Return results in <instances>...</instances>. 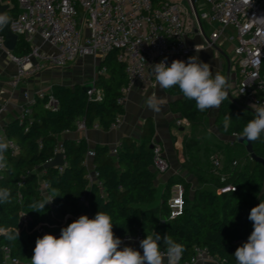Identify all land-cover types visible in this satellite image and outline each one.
Wrapping results in <instances>:
<instances>
[{
	"label": "trees",
	"instance_id": "trees-1",
	"mask_svg": "<svg viewBox=\"0 0 264 264\" xmlns=\"http://www.w3.org/2000/svg\"><path fill=\"white\" fill-rule=\"evenodd\" d=\"M10 4L9 17L19 14L18 0H4ZM160 0H154L158 6ZM30 46L20 37L15 57L30 54ZM103 69L106 72H103ZM129 80L125 65L118 60V51L110 52L100 63L95 88L103 90L101 102L88 95L83 85L56 84L51 92L59 103L58 111L46 108L48 99L39 100L30 116L19 118L4 127L5 137L20 146V153L6 152L8 167L0 171V188L11 190L10 202L0 204V264L5 262V249L12 258L31 262L37 238L52 234L59 238L61 229L81 215L93 218L98 211L112 217L114 235L122 240L141 235L142 239L154 231L162 237L167 233L185 247L181 263L190 261L195 248H205L221 264H236L234 253L253 231L248 219L250 211L264 199V165L249 154L234 169H223L220 175L211 174L208 188H198L190 196V186L181 179L170 178L162 203L156 205L158 173L154 170L155 124L148 119L138 143L130 137L121 140L116 156L108 146H97L92 159L96 177L89 170L88 153L92 151L86 139L66 138L65 133L77 131L76 123L83 120L87 129L98 124L108 132L126 108L119 100ZM167 93L175 98L171 104L193 127H199L210 111L200 112L195 101L183 98L178 87ZM232 117L228 131L223 129V117ZM254 118L249 110L236 105L229 98L223 101L216 127L227 137L239 136L248 121ZM66 149V167L47 168L46 161L55 157L57 147ZM239 143L229 144L231 148ZM254 153L264 160V134L252 142ZM235 160L232 161V164ZM223 177L225 180L223 181ZM206 181V182H207ZM55 197V209L46 203L42 188ZM182 183L186 189V209L180 218L170 221L168 201L171 188ZM226 187L235 192L219 193ZM19 236L8 241L7 233ZM162 243V241H161ZM163 250V245L161 244Z\"/></svg>",
	"mask_w": 264,
	"mask_h": 264
},
{
	"label": "built area",
	"instance_id": "built-area-1",
	"mask_svg": "<svg viewBox=\"0 0 264 264\" xmlns=\"http://www.w3.org/2000/svg\"><path fill=\"white\" fill-rule=\"evenodd\" d=\"M195 4L199 20L191 0H186V4L160 0L158 6L154 5V0H18L19 14L11 18V30L19 38L25 39L31 51L22 58L12 56L19 70L10 86L18 89L26 79L44 70L65 69L82 58L96 57L102 61L110 52L117 50L118 60L125 65L129 80L128 88L122 90L125 97L119 100V103L124 104L126 94L134 83L154 87L155 79L149 73L151 65L167 58L166 64L170 66L171 56L187 62L188 57L196 55L186 46L185 40L189 30L188 17L193 16L196 22L209 26V47H217L222 38L235 44L232 69L237 76L238 95L245 98L250 106L264 104V0H195ZM198 32L206 34L203 26L202 29L198 28ZM37 38L42 43L37 44ZM44 45L54 51L44 53ZM0 49L9 53L5 47V38L1 35ZM103 72L106 70L103 69ZM97 78L98 70L92 82L94 87L88 95L101 102L104 92L95 88ZM23 95L25 103L18 117L21 122L30 116L39 100L48 99L47 109L54 112L59 109V103L51 90H38L35 93L25 91ZM6 103L0 101V117L6 112ZM121 119L111 129L119 128ZM186 122L178 121L177 126L181 127ZM76 126V132L88 130L83 120H78ZM99 128L98 124L94 126V129ZM69 134L71 132L65 133ZM0 139L8 142V149L13 155L20 153V146L5 137V133L0 134ZM121 146L120 142L111 149V154L116 156ZM58 154L66 158V149L62 144L57 147L55 157ZM55 157L46 161V165ZM94 157L95 152L92 150L88 153L89 164ZM209 163L211 173L220 175L224 169L223 155L211 154ZM238 164V161H234L233 166L237 167ZM153 166L159 175H165L170 170L163 147L158 144L154 146ZM63 169L60 167V171ZM47 189L45 183L42 193L46 202L53 199L48 204L55 209V197ZM234 189L226 187L219 193L235 192ZM185 196V186L182 183L174 184L168 201L170 221L184 215ZM140 240L142 236L139 234L122 241L128 244ZM205 260L216 259L207 249L195 248V255L183 264H197ZM9 263L22 262L12 258L10 249L6 248L4 264Z\"/></svg>",
	"mask_w": 264,
	"mask_h": 264
},
{
	"label": "crops",
	"instance_id": "crops-1",
	"mask_svg": "<svg viewBox=\"0 0 264 264\" xmlns=\"http://www.w3.org/2000/svg\"><path fill=\"white\" fill-rule=\"evenodd\" d=\"M0 4L2 7H10V4L6 2H0ZM6 13L9 16V10ZM189 17V30L185 39L186 46L193 50L201 61L211 66L213 75L219 72L221 75L230 79L232 87L228 89L229 96H232L240 106L253 109L245 98L238 95L237 76L232 69L235 44L222 38L217 43V49L209 47L208 44L211 42L210 31L209 33L206 31L207 28L210 30L209 26L206 23L201 25L200 22H196L193 16V19L189 20ZM202 26L209 40L204 34L201 35L198 32V28L200 27L202 29ZM36 43H42L41 39L37 38ZM196 48L199 52L196 51ZM53 51L54 50L50 46H43L44 53ZM12 56L15 57L13 52L8 53L0 49V101L7 102L6 112L0 117V134H4V127L8 123L19 117L25 103L23 95L25 91L35 93L38 90H51L52 86L56 84H63L69 87L78 84L83 86L89 83L92 84V81L85 82V79L81 77L73 78L71 75L73 73L67 70L63 71L66 68H52L42 71L33 78L26 79L20 88L12 89L10 83L17 77L19 70V66L13 61ZM22 57L25 56H19V58ZM86 58H82L74 64V71L79 67L77 66L78 63L80 65L86 64L84 61ZM177 59L179 60L177 56H171L169 58V63L171 64L173 60ZM71 66H73V63L69 65V67ZM99 66H97L95 73L91 71L90 75L95 76ZM82 69L83 68L80 67V70ZM149 73L155 79L151 68L149 69ZM92 76L90 78H92ZM154 92H156L158 96L164 98V105L159 113L152 112L147 108L146 104L147 98ZM174 100L175 98L170 96L167 91L164 92L161 90L159 86L150 87L143 83L136 82L129 88L126 94L124 103L126 113L122 116L119 128L111 129L108 132L103 131L101 128L88 129L87 131L74 132L64 137L75 140L86 139L91 150H94L97 146H108L112 149L115 148L124 137H130L139 143L141 141L142 129L146 121L152 119L156 128L154 141L163 147L164 153L170 163L169 172L165 175H158L157 187L158 191L160 189V194L157 193L156 205H160L162 203V197L167 191V184L172 177L174 179L183 180L187 186H190V191L193 193L202 186L210 185L206 181L211 178V174L209 173V157L211 154L217 153L223 155L224 168L226 170L234 169L232 164L233 160H242L239 159L235 153H244L245 157L248 155L246 148L241 144L236 148L238 152L232 153L233 148H231L229 144L233 143V137L222 135L216 127L220 108L210 110L204 123L199 127L193 128L186 119L172 110L171 104ZM181 120H186L187 122L183 126L178 127L177 122ZM89 170L91 177L95 178L96 173L92 161L89 164ZM51 209L53 210V208ZM124 246L133 247L143 254V250L140 248V242L122 244L121 248ZM21 264L30 263L22 262ZM197 264L221 263L217 260H205Z\"/></svg>",
	"mask_w": 264,
	"mask_h": 264
},
{
	"label": "clouds",
	"instance_id": "clouds-1",
	"mask_svg": "<svg viewBox=\"0 0 264 264\" xmlns=\"http://www.w3.org/2000/svg\"><path fill=\"white\" fill-rule=\"evenodd\" d=\"M10 22L7 13H0V31ZM196 51L199 52L197 48ZM166 59L151 65L156 82L154 87L159 86L164 92L178 87L183 98L195 101V107L200 112L219 109L222 102L229 98L230 79L219 72L213 75L211 66L201 61L198 55L188 57L187 62L173 60L170 66L166 64ZM146 104L152 112L159 113L164 98L154 92L147 98ZM251 106L254 118L247 122L239 136L256 142L264 134V104ZM231 121L230 115L223 117L224 131L229 130ZM8 148V142L0 139V171L8 167ZM10 198L11 190L0 188V204L10 202ZM52 200L41 203L39 207L45 208ZM248 219L253 223V231L233 254L236 264H264V199L251 209ZM113 225L107 212L98 211L91 219L81 215L61 229L59 238L52 234L37 238L31 264H180L185 247L167 233L163 237L155 231L147 234L140 240L141 254L130 246L121 248L123 241L114 235ZM18 236V229L15 233L6 234L8 241L17 240Z\"/></svg>",
	"mask_w": 264,
	"mask_h": 264
},
{
	"label": "water",
	"instance_id": "water-1",
	"mask_svg": "<svg viewBox=\"0 0 264 264\" xmlns=\"http://www.w3.org/2000/svg\"><path fill=\"white\" fill-rule=\"evenodd\" d=\"M191 3L194 7V10L196 12V15L198 17L199 20V15L197 13L196 10V4H195V0H191ZM8 10H10L9 6H4L2 7L0 4V13H6ZM0 35L2 37L5 38V47L9 52H14L16 50V47L19 43V37L18 35L14 34L13 31L11 30V22L9 24V26H7L3 31H0ZM206 36V34H204ZM207 37V36H206ZM207 39L209 40V38L207 37ZM214 49H217V47H213ZM102 62V61H101ZM84 90H86L87 92H89L90 90L93 89V85H86L83 86ZM229 99L234 102L236 105L240 106L234 99L232 96H229ZM242 107V106H241ZM247 110H249L251 113L254 114V110L248 107H243ZM255 115V114H254ZM233 142L235 143H239L242 146H244L246 148L247 153L255 160L261 162L264 165V160L261 158H258L255 153H254V149H253V145L252 142L247 141L245 138H240V137H235L233 136ZM154 146H151V149H153ZM60 167H66V158L64 157L63 154H58L55 159L50 162L49 164H47V168H60Z\"/></svg>",
	"mask_w": 264,
	"mask_h": 264
},
{
	"label": "rangeland",
	"instance_id": "rangeland-1",
	"mask_svg": "<svg viewBox=\"0 0 264 264\" xmlns=\"http://www.w3.org/2000/svg\"><path fill=\"white\" fill-rule=\"evenodd\" d=\"M169 1H171V2H173V3H183V4H186V0H169ZM193 19V17L192 16H190L189 17V20H192ZM206 31H207V33H209V29L207 28L206 29ZM80 60V59H79ZM79 60H77L76 62H74L73 63V66H71V67H67L65 70H63V71H68V72H71V73H73V74H71L72 75V77L73 78H84L85 80V82L86 81H94V79H95V76H92V75H90V72L92 71V72H94L95 73V70L97 69V66H99V63L101 62L100 60H99V58H96V57H92V58H86V59H84V61L86 62V64H84V65H80L79 63H78V65L77 66H79L78 68H77V70H75L74 71V67H75V65L74 64H76ZM82 62V61H81ZM87 62H88V64H87ZM80 67H82L83 69L82 70H80ZM92 69V70H91ZM67 72V73H68ZM92 76V78H90ZM87 85H91L90 83L89 84H87ZM236 148L237 147H234L233 148V150H232V153H235V152H238V151H236ZM235 155L239 158V159H242V160H244L245 159V154L243 153V154H241V153H235ZM242 160H240L241 162H242ZM207 183H208V181H207ZM208 186L209 185H205V186H202V187H200V188H203V189H205V188H208ZM192 191H190V196L192 197ZM158 194H160V189H159V191H158Z\"/></svg>",
	"mask_w": 264,
	"mask_h": 264
}]
</instances>
